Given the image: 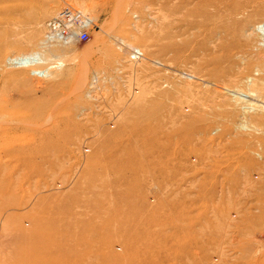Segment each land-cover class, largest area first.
<instances>
[{"label": "rangeland", "instance_id": "rangeland-1", "mask_svg": "<svg viewBox=\"0 0 264 264\" xmlns=\"http://www.w3.org/2000/svg\"><path fill=\"white\" fill-rule=\"evenodd\" d=\"M66 3L87 41L46 40ZM183 4L0 2V106L55 127L0 135V264H264V0Z\"/></svg>", "mask_w": 264, "mask_h": 264}, {"label": "bare ground", "instance_id": "bare-ground-1", "mask_svg": "<svg viewBox=\"0 0 264 264\" xmlns=\"http://www.w3.org/2000/svg\"><path fill=\"white\" fill-rule=\"evenodd\" d=\"M1 1L2 0H0V2ZM200 2L209 5V0H200ZM182 5H184L183 0H182ZM55 9H57L56 6H51L47 8L46 12H44V15L55 11ZM182 10H184V8ZM204 16L207 19V20H203L205 24L209 23V15L204 14ZM257 30L260 33L262 40H264V23L257 26ZM53 42L63 43L54 40ZM117 50H122V49L121 47H119L118 49L116 48L115 51ZM133 51L141 53L139 50H133ZM132 58H136L140 60L141 58H143V55L133 56ZM8 60L10 66L11 65L28 66L42 62L39 53L37 52L30 54L16 55L13 58H9ZM31 73L41 77H48L50 75L48 69H43V70L31 69ZM256 81L257 80L252 81V79H250L249 77L247 78L242 77L240 83L242 84L246 83L247 85L254 87L256 85ZM254 93L255 90H252L250 95L256 96L254 95ZM10 107L12 109L16 108V110L11 111L8 108H4V106H0V135H5L7 133H12V132H21L22 133L21 135H23L24 138H28L30 136L53 135V130L55 128L53 126V112H54L53 102H10ZM9 122H15V123L12 125V124H8ZM22 122H27V123L20 125V123ZM4 124H8L9 126H5Z\"/></svg>", "mask_w": 264, "mask_h": 264}, {"label": "built area", "instance_id": "built-area-1", "mask_svg": "<svg viewBox=\"0 0 264 264\" xmlns=\"http://www.w3.org/2000/svg\"><path fill=\"white\" fill-rule=\"evenodd\" d=\"M89 24L90 20L84 11L66 3L46 22L45 37L49 42L53 40L63 43L87 41ZM132 53L131 57L142 56L139 52L132 51Z\"/></svg>", "mask_w": 264, "mask_h": 264}]
</instances>
